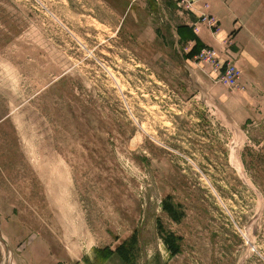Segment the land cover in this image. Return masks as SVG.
<instances>
[{
	"label": "rangeland",
	"instance_id": "obj_1",
	"mask_svg": "<svg viewBox=\"0 0 264 264\" xmlns=\"http://www.w3.org/2000/svg\"><path fill=\"white\" fill-rule=\"evenodd\" d=\"M0 264H264V0H0Z\"/></svg>",
	"mask_w": 264,
	"mask_h": 264
},
{
	"label": "crops",
	"instance_id": "obj_2",
	"mask_svg": "<svg viewBox=\"0 0 264 264\" xmlns=\"http://www.w3.org/2000/svg\"><path fill=\"white\" fill-rule=\"evenodd\" d=\"M217 14H218V15H217L218 17H222V16H223V17L226 18V17H227V7H223V9H221ZM228 18H229V17H227V19H228ZM198 34H199V33H198ZM198 36H200V38H201V35H200V34H199ZM205 36L207 37V39H205L204 42H205L206 44L211 43V41H209V40H210V37H209L208 35H206V34H205ZM201 39L204 40L203 37H202Z\"/></svg>",
	"mask_w": 264,
	"mask_h": 264
},
{
	"label": "built area",
	"instance_id": "obj_3",
	"mask_svg": "<svg viewBox=\"0 0 264 264\" xmlns=\"http://www.w3.org/2000/svg\"><path fill=\"white\" fill-rule=\"evenodd\" d=\"M228 80V79H227Z\"/></svg>",
	"mask_w": 264,
	"mask_h": 264
}]
</instances>
